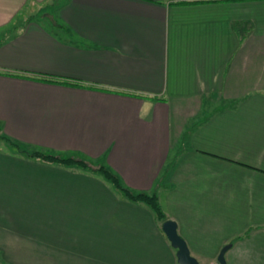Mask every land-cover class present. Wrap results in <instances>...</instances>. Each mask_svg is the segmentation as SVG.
<instances>
[{
  "label": "crops",
  "instance_id": "1",
  "mask_svg": "<svg viewBox=\"0 0 264 264\" xmlns=\"http://www.w3.org/2000/svg\"><path fill=\"white\" fill-rule=\"evenodd\" d=\"M57 1L0 0V136L155 192L200 264L228 242L230 264L264 259V0ZM32 210L39 257L101 254L92 243L107 233L135 258L137 244L166 238L99 174L0 143L3 259L24 251ZM77 220L86 238L73 236Z\"/></svg>",
  "mask_w": 264,
  "mask_h": 264
},
{
  "label": "rangeland",
  "instance_id": "2",
  "mask_svg": "<svg viewBox=\"0 0 264 264\" xmlns=\"http://www.w3.org/2000/svg\"><path fill=\"white\" fill-rule=\"evenodd\" d=\"M63 1L64 0H58L57 2L61 3ZM43 6H44V9L40 12L37 11L38 13H42L43 11L52 10L51 6L48 5V3H44ZM40 21L45 22L46 20L41 19ZM1 138L3 137L0 136V143H2V145L5 148L14 149V147L11 148L10 145H7L5 141H1L2 140ZM19 146H21L22 149H24L23 150L24 152L39 150L32 146L24 147L20 144ZM92 162L96 163L97 161L94 160ZM117 193L119 192L117 191ZM32 211L27 212L29 216H27L26 221H29V222H27L26 226L24 227L25 235L22 239L23 242H21V244H17V246L24 247V251L20 253L21 256L14 257L13 260L3 259V256H2L3 253H0V263L1 264H130V263L131 264H135V263L136 264H178L175 259L174 249L168 247V242L164 236H159L156 233L151 237L152 242L148 244H145V243L137 244L138 250H137V255H136L137 258L135 257L136 259L128 256V253L131 251L133 252V250L132 249L128 250L127 245L119 248L118 243L108 242L107 240L111 236H109L107 233L104 236H102L104 240L101 238L100 241L97 240L94 243L90 242L92 243L94 247H96L98 242H102V247H100V249L98 250L101 252V254H99L98 252L90 248L89 250H85V252H80V253L75 252L74 257L72 258L70 257L68 259L65 257H62L59 259H54V258L49 259L47 257H39L37 256V233H36L37 226H35V224L30 223L31 221L37 223V214H36L37 212H35L34 210ZM46 218H48V214ZM76 223H77V226L73 228L74 230L73 236L76 239L86 238V234H89L88 225L86 224H89V223H85L84 225H81V226H80L81 220H77ZM69 228L70 230L72 229L71 226H69ZM89 228H90V233L95 232L94 227L89 226ZM110 228H113V226ZM65 233L66 232H64V234ZM89 239H92V238H89ZM85 248L86 246H84V249ZM94 251L96 252V254ZM256 251L253 252L250 257L243 256V258H238L239 262H236L235 264H264V259H262L261 254L256 253ZM225 260H226V264H230L228 263L227 254L225 255ZM197 261L199 263L202 262V260L198 258H197Z\"/></svg>",
  "mask_w": 264,
  "mask_h": 264
},
{
  "label": "trees",
  "instance_id": "3",
  "mask_svg": "<svg viewBox=\"0 0 264 264\" xmlns=\"http://www.w3.org/2000/svg\"><path fill=\"white\" fill-rule=\"evenodd\" d=\"M32 78L43 80V81H53L60 83H68L69 81L65 79H59L52 76L34 74ZM5 138L17 152L25 153L27 156L32 158H37L47 163H54L64 167H72L81 170H85L91 173L99 174L107 182H109L112 187L117 190L123 198L128 199L136 203H142L146 205L154 214L155 219L160 223L167 217L159 203L158 196L155 192H141L133 191L121 183L119 177L107 166L101 162L93 163L86 158L81 157L79 154L75 153H65V152H51L46 150H33L24 152L21 146L16 142L11 141L8 137L1 136ZM94 164V165H92ZM1 264V263H0Z\"/></svg>",
  "mask_w": 264,
  "mask_h": 264
},
{
  "label": "water",
  "instance_id": "4",
  "mask_svg": "<svg viewBox=\"0 0 264 264\" xmlns=\"http://www.w3.org/2000/svg\"><path fill=\"white\" fill-rule=\"evenodd\" d=\"M176 226V222L170 218H166L161 222V230L165 234L170 245L175 248V256L178 264H200L197 259L191 255L185 240L178 234ZM230 245V242L224 244L216 256V262L210 264H226L224 254Z\"/></svg>",
  "mask_w": 264,
  "mask_h": 264
}]
</instances>
